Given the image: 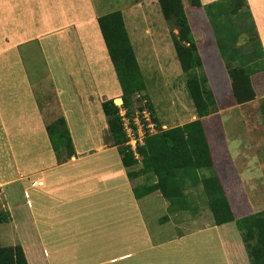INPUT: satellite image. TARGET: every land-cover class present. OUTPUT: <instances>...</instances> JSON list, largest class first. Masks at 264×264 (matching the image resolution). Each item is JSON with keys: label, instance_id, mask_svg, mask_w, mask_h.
<instances>
[{"label": "crops", "instance_id": "0c3cea01", "mask_svg": "<svg viewBox=\"0 0 264 264\" xmlns=\"http://www.w3.org/2000/svg\"><path fill=\"white\" fill-rule=\"evenodd\" d=\"M247 2L264 48V0H257L262 7V15L256 14L255 6L249 0ZM96 12L92 0H0V198L7 201V186L15 182L38 188L35 192L43 193L40 202L34 203V208L19 219L14 218L10 206L2 205L8 209L11 217L0 225L6 223L11 230L0 228V246L21 244L28 264L112 263L119 258L124 260L137 254L141 247L131 248L141 243L152 247L129 187L127 184L126 189L120 187L119 178L126 177L120 161H107V156L89 159L94 152L109 147L103 149V142L99 145L97 141V150H91L94 148L93 138L88 139L93 146L86 147L83 146L86 143L84 138L82 143H78L82 140L78 141L72 132V113L77 114L79 121L85 122L81 125L86 134H90L93 127L97 129L95 126L109 132L101 101L113 98L122 102L121 89L112 63L110 65ZM45 46L50 49L51 70L49 66L46 69L39 67V56L43 51L46 52ZM208 50L206 52H210L217 60L216 67L222 70L223 66L225 69L216 46ZM27 62L34 63L36 76L30 77L31 68ZM225 73L228 77L226 69ZM217 75L214 78L216 82ZM219 76L224 77L222 74ZM224 78V86L213 90L207 77L219 112L223 111L218 105L221 98L234 99L228 95L229 81ZM45 79L51 82L49 89L43 88ZM45 96H48L47 99ZM57 117H63L66 121L74 155L62 163L56 162L52 155H48V161L37 156L30 161L22 156L26 152L19 151V148L30 147V140H33L32 145L40 146V139L45 140L42 136H47L46 120L50 122ZM95 117H98L99 123H93ZM192 117L195 119V114ZM201 119L203 121V117ZM103 163L107 167H102ZM108 163L116 165L115 168H110ZM114 173L118 177H114ZM33 174H36L35 177L29 179V175ZM115 178L117 181L113 185L107 183L104 186L105 194L99 201L95 200L92 204L88 202L92 193L100 192L96 182L104 185L102 181ZM39 179L43 181L42 186L35 183ZM106 191L116 195L120 191L119 196L126 197L128 203L119 207L118 211H113L114 207L110 208L108 204ZM47 198L51 200L50 204ZM81 198L88 203L85 208H81L85 210L83 214L75 205ZM62 199V207H55L52 203ZM91 211L97 214L98 224L93 221L96 219L89 216ZM77 218L87 220L79 224L83 230L76 229L78 224L74 221H78ZM48 229L53 231L52 243L43 236V232ZM32 231L34 236L30 237L28 232L33 234ZM80 231H83V236L87 234L88 240L91 239L81 246L83 249H79L78 241L83 237ZM6 238L8 241H3ZM93 239L97 240L94 244ZM98 241L100 243L97 244ZM112 244L126 246L130 251L114 255L107 261L93 260L101 254L99 247L109 252L108 248ZM94 253L100 254L93 256Z\"/></svg>", "mask_w": 264, "mask_h": 264}, {"label": "trees", "instance_id": "16d2710c", "mask_svg": "<svg viewBox=\"0 0 264 264\" xmlns=\"http://www.w3.org/2000/svg\"><path fill=\"white\" fill-rule=\"evenodd\" d=\"M157 2L170 28L177 30L173 32L170 29V33L177 59L186 74L185 87L196 116L195 119L180 125L162 128V123L155 117L154 105L146 87L136 80L140 68L128 41L121 12L115 10L97 16L100 33L121 89V106L125 109L126 117L132 121L136 115L132 109L137 106L138 116L144 124L146 121L142 115L143 110L149 113L154 122L153 131L144 126L142 142L136 144L134 151L127 144L128 137L119 113L120 106L114 103L113 98L101 101L112 145L120 155L127 178L143 176L145 180L132 187L140 220L146 226L151 240L154 239L153 234L150 233L153 231L151 225L154 226L155 223L156 228L181 227L183 233L202 229L207 225L216 226L221 230L222 240L227 247L226 238L237 236L238 244H233L232 249L242 250L245 255L243 260L246 257L247 264H264V207L246 214H236L227 185L230 184L232 177L230 176L229 180L226 165L223 168L219 164L220 161L215 159L216 151L211 149L206 136L201 118L214 113L218 109L217 102L207 77L193 70L206 63L208 56L202 57L199 45L206 44L210 36L201 38L204 34L197 32L190 14L188 15V7L202 8L211 28L212 42L228 74V77L226 75L227 82L229 81L228 95H232L235 104H243L255 98L253 76L264 72L262 48H260L261 53L255 50L250 53L240 51L244 44L258 43L259 46L262 44L249 4L247 0H211L204 4L201 0H157ZM241 11H248V14H238ZM240 36L242 43H239ZM205 46V54H207L209 44ZM228 49L232 51L229 55L227 53L231 51ZM234 50L240 61L233 56ZM140 100H142L141 105ZM260 110L264 122V97L260 102ZM45 130L56 161L58 163L68 161L75 150L65 119L57 117L45 125ZM231 162L238 174H242L248 168L247 161H243L240 165L237 164L238 161ZM200 169L208 170L209 174L199 175L196 171ZM197 186L200 190L199 194L205 198L208 213L179 224L171 216L176 210L190 206L183 192L185 189ZM147 207L152 208L150 213L144 211ZM150 214L155 217H151ZM9 219L8 211H0V223ZM227 256L233 259L230 249ZM0 264H28L22 245L0 246Z\"/></svg>", "mask_w": 264, "mask_h": 264}, {"label": "rangeland", "instance_id": "374dc122", "mask_svg": "<svg viewBox=\"0 0 264 264\" xmlns=\"http://www.w3.org/2000/svg\"><path fill=\"white\" fill-rule=\"evenodd\" d=\"M208 1L211 0H201L203 4ZM249 1L252 6H255L256 14L262 15L263 11L261 4L258 3L259 1ZM92 2L97 10V15L115 10H119L121 12V16L123 18L122 23L124 24L128 41L135 52L136 60L140 68V72L136 76V80H138L142 86L146 87L148 96L154 105L153 108L155 110V117L162 123V128L181 124L189 119H192V114H195V111L188 91L185 87L184 77L186 74L183 72L176 56L173 39L170 33L171 28L169 26V22L163 17L157 0H92ZM188 10V15L190 14L191 16L194 28L198 33H202V35L204 34L201 38L210 36V38H207L208 42L206 41V44L210 45L208 46V49L210 48L211 51L214 46L212 42L213 40L211 39V28L205 18L202 8L188 7ZM250 11L252 14V10ZM243 13L248 14V11L238 12V14ZM222 15L225 14L222 13ZM245 19L246 18H244V20ZM171 30L173 32L177 31L176 29ZM239 43H242V37ZM201 44L199 46L202 57L204 56L206 58V56H208L206 64L200 65L193 71L199 75H205L208 77L213 90L216 88H222L224 86V77H226L225 69L223 66L221 67L222 70L216 67L217 60L212 54H210V52L205 54L206 44ZM253 45L250 43L247 45L244 44L242 45L240 51L250 53L255 50V52L261 53L260 48H262V52L264 51L262 44H260V46L258 43ZM45 50L46 52L43 51L39 56V67L46 69L48 68L47 66H49L51 70L53 68V64L50 56V49L48 46H45ZM228 51L231 50L228 49ZM231 53L232 51L227 54L229 55ZM233 56L238 58L240 61V57L236 55V50H234ZM27 64L28 67L31 68L30 77L36 76L37 71L34 68V63L31 64L30 62H27ZM217 73L218 75L222 74L224 77L221 78V76L218 77L217 75L216 82V79L214 78H216ZM252 82L256 91L255 98L252 101L241 105L234 104L232 100L221 98L218 105H220L224 111L219 112L216 110L214 113L203 117V124L210 147L216 151L215 159L220 161L219 164L223 168L226 165L225 169H227L226 173L229 174V180L230 176L232 177L230 184L227 183L228 194L230 195V200L234 205L237 215L246 214L253 210H257L258 208L264 207V122L260 110V102L262 101V97H264V72L254 75ZM43 83V88L44 86L45 89H49L51 87V82L48 79L43 80ZM47 97L48 96H45L44 98L47 99ZM113 101L115 102V99ZM121 103L122 102L115 104L121 105ZM141 103L142 100H140L139 104L141 105ZM132 110L135 114L139 113L137 106H134ZM105 119L106 118H104V120ZM149 119L152 121V118L149 117ZM99 121L98 117H95L93 123H99ZM48 123L49 120H46L45 125ZM81 123L85 122L79 121L77 114L72 113L71 125L75 130L74 131L72 129L73 135L76 139H78V141L82 140L78 143H82L84 138L86 143H84L83 146L91 148L93 144L88 142V139L93 138L94 148L91 150H97V148H95L97 141L99 145L103 142V149L109 147L105 150L94 152L89 159L96 157L103 158L104 156H107V161H120V155L116 147H112V138L108 131L105 132V128L102 129V127L100 128L99 126H95L97 129L93 127L91 133L86 134L82 129ZM148 125L151 124L148 123ZM42 137H45V140H43V138L40 139V146L36 147L35 145H32L33 140H30L28 142V144H31L30 147L26 149L19 148V151L26 152L22 154V156H25L30 161H33L36 156L43 158V161H48V155H52L55 159L54 152L51 150L47 136L44 134ZM103 138L104 140L101 141ZM43 141L45 143L44 145H42ZM16 150L18 152V149ZM231 161H238L239 163L237 164L239 165L243 161H247L246 163H248V168H246L242 174H238L233 162ZM106 165V163H103L102 167H107ZM108 165L110 168H115L116 166L113 163H108ZM120 167L123 168L121 161ZM196 172L199 175L202 174L201 176L209 174V171L206 169H200ZM115 174L117 173H114V175ZM35 175L36 174L29 175L28 178L32 179ZM114 177L118 176L115 175ZM115 181H117L116 178L115 180H108L107 182L102 181L104 182V185L100 182H96L95 184L100 192L96 194L92 193L91 197L88 198V202H91L92 204L95 200L99 201L105 194L104 186H106L107 183L113 185ZM144 181L143 176L128 179L127 176L125 177L124 175L119 178V182L121 184L120 187H124L126 189L127 184L131 195H133L132 187H135ZM36 190H38V188L26 187L21 182L9 184L7 186V201L0 198V211L8 210L2 205L10 206V209L13 211L12 215L14 218L19 219L21 215L24 216L30 209L34 208V203L36 204L40 202L39 198H42L41 196L43 193L35 192ZM199 191L198 186L196 188L185 189V192L183 193L186 195V201L190 202V206L181 210H176L171 216L174 221H178L179 224H182L184 221H191V218L193 217H200L201 215H206L208 213L205 198L199 194ZM119 193L120 191H117L116 195L115 193L106 191L108 204L110 208L114 207L113 211H118L119 207H124L128 203V199L123 197V195L119 196ZM61 194L64 195V192L61 191ZM47 200L50 204L51 200L49 198H47ZM63 200L64 199L59 202L52 201V203H54L55 207H62L64 204ZM84 200V198H81L77 201V203H75L78 210L85 208L84 206L86 204L88 205V203ZM65 202L68 204L67 201ZM151 209L152 208L147 207L144 211L150 213ZM83 211L85 210L79 212L83 214ZM72 213L75 214V212ZM89 216L91 219H96L93 221L98 224L99 221L97 219V214L91 211ZM151 217L155 216L151 215ZM77 220L78 221H74L78 224L76 229L83 230L79 224H83L87 222V220H80L79 218H77ZM100 221H102L101 215ZM189 223L192 224L191 222ZM155 225L156 223L154 226L151 225L153 231L150 232L153 234L155 239L150 240L152 247H147L144 243H141L138 247L135 246L134 248H131L136 249L141 247V251L137 254H133L131 258H126L124 260L119 258L112 263L102 262L99 264H243V261H245L244 264H247V258L245 257L243 260V256H245L243 251H240L239 248H235L234 250L232 249L233 244H238L237 236L232 235L226 238V243L228 244L227 247L224 240H222L221 230L216 226L207 225L202 229L183 233L181 227L174 228L172 226H166L165 228H156ZM1 227L8 228L9 226L5 223L4 225H0V228ZM183 227L185 228V226ZM8 229L11 230L10 228ZM9 230H6V232ZM80 232V236H83V231ZM43 233V236H45V239L49 243L54 241L53 231L48 229ZM10 235L11 237L14 236L11 232ZM28 235L33 237L34 232L33 234L28 232ZM90 240H88V236L85 234L78 241L79 249H83L81 246ZM3 241H8V238L3 239ZM96 241V239H93L92 244L96 243ZM98 243L100 242L98 241L97 244ZM98 249L101 254L94 253L93 256H95V254H100L99 257L93 258L94 261L103 259H105L104 261H107L108 258L113 257L114 255L118 256L121 253L130 251L128 247L118 244H112L110 248H108L110 250L109 252H107L105 248L99 247ZM229 249L233 259L227 256ZM237 252H240V254H237ZM49 259L50 254L48 260Z\"/></svg>", "mask_w": 264, "mask_h": 264}, {"label": "built area", "instance_id": "2783aa9c", "mask_svg": "<svg viewBox=\"0 0 264 264\" xmlns=\"http://www.w3.org/2000/svg\"><path fill=\"white\" fill-rule=\"evenodd\" d=\"M119 113L122 116L121 118L123 120L124 130H125L126 135L128 137L127 143L131 146V149L134 150L136 147V144L142 142V137L144 134V126L148 127L150 130H152L153 124L149 119V113L146 112L145 110L142 111V115L144 116V120L146 121L145 124H144V122H142L140 120L138 114H136L133 117V120L130 121L125 115V109L122 107H120ZM148 123H150L151 125H148ZM133 125L135 127H133ZM36 184L38 186H42L43 181L41 179H39L36 181Z\"/></svg>", "mask_w": 264, "mask_h": 264}, {"label": "clouds", "instance_id": "9594fccd", "mask_svg": "<svg viewBox=\"0 0 264 264\" xmlns=\"http://www.w3.org/2000/svg\"><path fill=\"white\" fill-rule=\"evenodd\" d=\"M118 105V104H117ZM120 107H122L121 105H119ZM123 108V107H122ZM150 117V116H149ZM152 122V121H151ZM152 124H153V122H152ZM150 130V129H149ZM154 130V124H153V126H152V130H150V131H153ZM144 135V134H143ZM143 138V137H142ZM128 144V143H127ZM131 147V146H130ZM136 148V147H135ZM133 150V149H132ZM134 151H135V149H134ZM135 154H137V153H135Z\"/></svg>", "mask_w": 264, "mask_h": 264}, {"label": "bare ground", "instance_id": "6f19581e", "mask_svg": "<svg viewBox=\"0 0 264 264\" xmlns=\"http://www.w3.org/2000/svg\"><path fill=\"white\" fill-rule=\"evenodd\" d=\"M120 102V100L119 99H115V103H119Z\"/></svg>", "mask_w": 264, "mask_h": 264}]
</instances>
